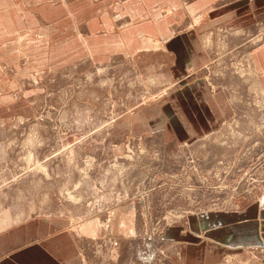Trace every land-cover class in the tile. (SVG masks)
Wrapping results in <instances>:
<instances>
[{
  "label": "rangeland",
  "instance_id": "obj_1",
  "mask_svg": "<svg viewBox=\"0 0 264 264\" xmlns=\"http://www.w3.org/2000/svg\"><path fill=\"white\" fill-rule=\"evenodd\" d=\"M205 1L0 0V235L26 241L8 257L65 236L67 264H199L198 239L264 214V0ZM192 31L210 62L174 79Z\"/></svg>",
  "mask_w": 264,
  "mask_h": 264
},
{
  "label": "crops",
  "instance_id": "obj_2",
  "mask_svg": "<svg viewBox=\"0 0 264 264\" xmlns=\"http://www.w3.org/2000/svg\"><path fill=\"white\" fill-rule=\"evenodd\" d=\"M206 4L210 2V0L205 1ZM247 7H244V10ZM245 14V13H244ZM197 37L196 34L192 31L190 33L184 34L182 37L175 39L179 41V45H171L173 48L169 47L168 53L172 56V64L170 65V70L172 71V75H174V79L178 76H182L183 78H187L189 69L193 71L194 68H197L198 65H201L203 68L206 66L209 60V55L207 49L198 42V47L191 42V39ZM192 68V69H191ZM186 75V76H185ZM196 86V85H194ZM194 86H186L184 88V93H180L183 89H177L175 91V95L171 96V101L168 103L169 106L165 107L166 112L171 115H181L182 111L184 112L189 105H192V97ZM205 86V85H203ZM179 93V94H178ZM176 96V97H175ZM195 96V95H194ZM207 103V101H206ZM184 108V109H182ZM180 116V119L176 117L175 131L177 133L176 137L186 136V130H198V128L190 123L186 125L187 129L184 130L182 128L183 124L188 122V119L184 121ZM258 207H255L251 210V212H246V216H243L241 220L236 221L238 223L237 227L233 234L228 233L225 237L218 239L217 242L213 240H206L196 242L194 245L195 251L199 254V264H206L205 262L208 260V255L210 254L211 249L209 248V243L212 244V248H216L221 252L224 251V255L227 254L226 251L233 252L231 249H235V252L241 253L243 257L244 251H249L247 256V260L244 262L246 264H250L254 260L259 261V264H264V214L259 215L257 211ZM213 216V215H209ZM215 223L211 221L212 224H217V217L214 218ZM221 222V221H220ZM227 226V222H222L220 226ZM18 230L15 232L13 241L10 238L9 232H4L0 235V264H29L30 261H35L36 259L40 260V262H36L35 264H67L69 258H73L75 255V247L72 244L71 240L65 236L63 237H55L46 240L45 245L43 247H37V251L21 252L19 254H15L13 257H8L9 253L13 250V248L18 245L24 244L26 241L20 238V233ZM194 231H196V227H194ZM215 233V232H214ZM32 238V237H30ZM198 238V237H195ZM201 243V244H200ZM215 244V245H213ZM227 250H226V245ZM256 248V249H252ZM14 251V250H13ZM191 256L193 252H190ZM229 254V253H228ZM241 257V256H240ZM192 258L189 256V259ZM212 258L211 256L209 257Z\"/></svg>",
  "mask_w": 264,
  "mask_h": 264
}]
</instances>
